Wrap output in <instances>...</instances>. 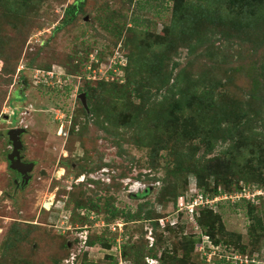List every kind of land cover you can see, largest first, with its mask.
Masks as SVG:
<instances>
[{
  "label": "rangeland",
  "instance_id": "rangeland-1",
  "mask_svg": "<svg viewBox=\"0 0 264 264\" xmlns=\"http://www.w3.org/2000/svg\"><path fill=\"white\" fill-rule=\"evenodd\" d=\"M77 1L0 0V264H264L247 213L264 220V166L238 174L249 143L264 161V0L256 25L218 35L206 19L174 25L172 0H83L67 21ZM183 86L211 92L210 140L162 134L160 102L181 116L164 94ZM229 126L240 157L228 165ZM14 127L35 163L21 187Z\"/></svg>",
  "mask_w": 264,
  "mask_h": 264
},
{
  "label": "trees",
  "instance_id": "trees-1",
  "mask_svg": "<svg viewBox=\"0 0 264 264\" xmlns=\"http://www.w3.org/2000/svg\"><path fill=\"white\" fill-rule=\"evenodd\" d=\"M204 1L206 2L205 6L202 4H197L194 7L191 4V0H172L173 2L172 20H171L172 23L175 25V24L185 22V25L189 26V28H193L200 20L206 19L207 22L208 21L212 22L209 25L210 27H215V29H213L214 31L212 30L213 32L212 34L218 35V32H222L223 28L227 29L228 27H232L234 29L237 28L238 31L240 32L241 28H244L245 25L246 26L256 25L257 24L256 22L259 20V17H260L261 7L260 5L256 3L257 0H204ZM82 3H83V0H79L76 3H73L68 7L67 9L68 13H72V14L69 15L68 19H66L67 21L71 20L74 17L75 13L78 10V7H80ZM217 5L219 9L215 8ZM214 23L219 24L220 29L216 28L217 27L215 26L216 24L212 25ZM215 30H217L218 32ZM146 65L150 69H153L156 71L160 70V67H162L161 64H158L157 62L152 61V60H149ZM125 68L127 69L128 67H125ZM263 71H264V68H263ZM156 73L160 75L161 70L159 72L157 71ZM163 79H166V78H163ZM169 81L170 80H165L164 83H167ZM127 84L129 85V83L126 81V85ZM171 89L172 87L167 88L164 95L165 97L169 99L172 98V100H176L178 102V105H179L178 108L180 110L179 113L181 114V116L173 115L171 112L165 109V107L162 105V102H160V110L161 112L166 113L165 118L167 119V121L164 123L163 127L165 130L162 134L166 135V137L173 135V132L167 133V131H168V128L170 129L169 125L174 124L176 128V133H177V130H179V133H180V127H183L186 131L191 133L190 136H192V138L194 139L196 136L203 137L204 139L207 138L208 140L213 138V136H211L210 133H212V131L215 130L216 126L212 125L215 118L210 115L212 104H211V101L209 100V97L212 95L211 92L204 91L201 94L196 93L198 92L197 88H193L192 90H190L188 86L187 87L183 86L181 88H178L175 93L173 89L172 90ZM192 93L195 94L196 97H192L191 95L189 96V94H192ZM88 95L89 93L86 92L87 97ZM149 109L151 110L150 107ZM228 130L232 132V127L229 126ZM169 139L170 138H168V140H166L165 143H170ZM221 139H223L224 142L229 141L226 147V150L229 152V153L227 152L228 154H232L231 155L232 159H229L230 162L229 160H227L228 157H224L223 159H225L228 162L227 163L228 165L232 163H236V162H233L232 160L233 159L237 160L240 157V154H237V155L233 154L235 153V150L233 149L239 146L238 144L236 145L235 143H233L234 142L233 132L229 135V138L222 137ZM164 147L166 149L167 147L166 144L164 145ZM190 147L192 148V145ZM223 153H226V151L223 150ZM262 153H263L262 145H258L255 143H252V144L249 143L248 148L246 147L245 150L242 151V157H246V160H244V162L242 163V167L243 169H246L247 172L246 173L239 172L238 174L240 177H245L248 180L255 179L253 174L250 173L251 169L248 168L247 163L254 161V159H258V162H257L258 165L264 166ZM202 160H204L203 156H202ZM221 164L222 162L220 161L219 158H217L216 162H213V164L207 163V166L202 167L201 170L203 168L209 167L210 172H212V169L210 168L211 166L215 165L217 166V168H219ZM257 173L261 174V171L259 170ZM226 174H227V171H226ZM215 176L223 177L220 171L216 172ZM223 179L226 180L225 178ZM263 180L264 179H262V181ZM231 181L232 180H230V182ZM213 191L217 192V186H215ZM177 197L178 196H175V199H177ZM117 211L118 210L114 208L111 212L114 215L115 213H117ZM254 211H255L254 207L253 208L250 207L248 208L247 213L249 217H252L253 219L252 221H254L253 229L250 230L251 236L255 240H257L256 237L264 238V220H262V218L258 216V214H256ZM201 224L203 227H205L206 233L210 234V236H214L215 232L219 231V229L217 230L215 229V227L212 225V222L211 224H209L206 221L205 222L201 221ZM195 242L196 240H192L191 238H189L187 242V243H190L189 248L191 249L194 248ZM148 253L150 255L156 256V251L154 250L148 251ZM139 255L140 257L137 263L142 264L141 254ZM144 257L145 255L142 256V259H144ZM170 263L174 264L173 262H170Z\"/></svg>",
  "mask_w": 264,
  "mask_h": 264
},
{
  "label": "water",
  "instance_id": "water-1",
  "mask_svg": "<svg viewBox=\"0 0 264 264\" xmlns=\"http://www.w3.org/2000/svg\"><path fill=\"white\" fill-rule=\"evenodd\" d=\"M82 102L85 106L86 104V95L82 94ZM26 131L24 127H14L8 130L9 141L12 144V151L8 154V159L10 162V168L13 171H16L19 174H23V182L28 183L32 178V170L34 169V162H24L22 159L24 156L21 154L23 149L22 134ZM46 208H50L46 202H44Z\"/></svg>",
  "mask_w": 264,
  "mask_h": 264
},
{
  "label": "flooded vegetation",
  "instance_id": "flooded-vegetation-1",
  "mask_svg": "<svg viewBox=\"0 0 264 264\" xmlns=\"http://www.w3.org/2000/svg\"><path fill=\"white\" fill-rule=\"evenodd\" d=\"M21 154L24 156L23 151H21ZM25 157H26V156H25ZM25 157H24L22 160H23L24 162H29V160H27ZM14 174H15V176L17 177V178L15 179V180H17V181H16V186H17V187H21V186L24 184L23 179H22L23 174H19V173H17L16 171H14Z\"/></svg>",
  "mask_w": 264,
  "mask_h": 264
},
{
  "label": "bare ground",
  "instance_id": "bare-ground-1",
  "mask_svg": "<svg viewBox=\"0 0 264 264\" xmlns=\"http://www.w3.org/2000/svg\"><path fill=\"white\" fill-rule=\"evenodd\" d=\"M46 204L51 207V201H46ZM45 207V206H44ZM46 208V207H45ZM46 209H49V208H46Z\"/></svg>",
  "mask_w": 264,
  "mask_h": 264
}]
</instances>
